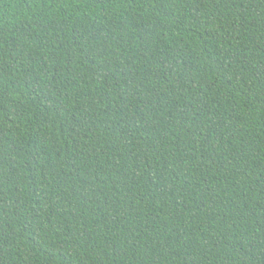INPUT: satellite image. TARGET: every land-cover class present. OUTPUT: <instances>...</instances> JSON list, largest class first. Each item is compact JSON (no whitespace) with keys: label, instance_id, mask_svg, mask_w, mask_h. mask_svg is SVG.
I'll return each mask as SVG.
<instances>
[{"label":"trees","instance_id":"16d2710c","mask_svg":"<svg viewBox=\"0 0 264 264\" xmlns=\"http://www.w3.org/2000/svg\"><path fill=\"white\" fill-rule=\"evenodd\" d=\"M0 264H264V0H0Z\"/></svg>","mask_w":264,"mask_h":264}]
</instances>
